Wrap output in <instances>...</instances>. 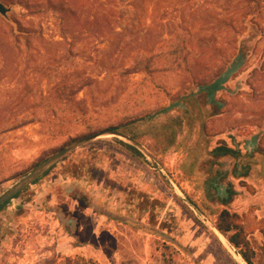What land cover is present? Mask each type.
I'll return each mask as SVG.
<instances>
[{
  "label": "rangeland",
  "instance_id": "374dc122",
  "mask_svg": "<svg viewBox=\"0 0 264 264\" xmlns=\"http://www.w3.org/2000/svg\"><path fill=\"white\" fill-rule=\"evenodd\" d=\"M0 3V196L109 128L151 158L112 136L75 148L0 209V264H242L217 230L224 210L264 264L263 6ZM72 85L82 111L55 100ZM221 146L232 153L217 162Z\"/></svg>",
  "mask_w": 264,
  "mask_h": 264
},
{
  "label": "trees",
  "instance_id": "16d2710c",
  "mask_svg": "<svg viewBox=\"0 0 264 264\" xmlns=\"http://www.w3.org/2000/svg\"><path fill=\"white\" fill-rule=\"evenodd\" d=\"M234 1V0H233ZM238 1V3H237V5L238 6H240V7H242V6H245L244 7V9H245V14H244V18L245 17H247L248 15H254L255 13H259V10H258V5L259 6H263L264 7V0H237ZM254 4L255 5H257L256 6V8H255V10L253 9V6H254ZM242 12H244V11H242ZM257 16H258V14H257ZM254 19H256V16H254ZM243 21H244V19L243 20H241V22H240V25H242V23H243ZM242 27V26H241ZM231 29H233V30H236V27H231ZM242 28L240 29V32H235V35L236 34H239V33H241L242 32ZM236 49V46H234V40H233V46H232V50L234 51ZM242 61V60H241ZM241 61H239V62H241ZM220 70V68L217 70V71H219ZM221 71V70H220ZM219 71V72H220ZM77 85H72L71 86V88L68 90V95L67 96H65V98H62L61 97V95H63L64 93H66V92H63V90H61V91H54V97H56L55 98V100L60 104V105H63L64 106V108H65V111H67V110H71L72 111V107H75V108H77L79 111H82V110H84L83 109V101H81V100H79V101H76L75 99H73L72 98V95H74V94H76V93H78L79 91L77 90V91H75V93L73 92L74 90V88L76 87ZM84 87V86H83ZM64 89L67 91V86H64ZM73 92V93H72ZM72 98V99H71ZM83 106V107H82ZM75 112V111H74ZM73 113V112H72ZM22 120H20L21 122H20V124H19V127H23V126H25L26 124H30L31 122L30 121H28V120H25V118L24 117H22L21 118ZM107 130H112V131H117V132H120V131H118L117 129H115V128H109V129H107ZM51 131H53V132H55L56 130H51ZM56 133V132H55ZM120 133H122V132H120ZM122 134H124V133H122ZM125 135V134H124ZM131 139H133V138H131ZM119 143H122L123 145H125V147H128L131 151H132V153L136 156V155H141V153L136 149V148H134V147H132V146H130V145H126L125 143H123V142H119ZM222 151V152H221ZM212 153L213 154H215V155H218V156H224V155H229V154H231L232 153V151L230 150V149H228L227 147H218V148H215L213 151H212ZM134 155H132V156H134ZM67 156V155H66ZM66 156L63 158V159H61L60 161H63L65 158H66ZM46 161V160H45ZM45 161H43V162H45ZM42 162V163H43ZM42 163H40V164H38L37 165V167L36 168H38ZM35 168V169H36ZM52 168V167H51ZM50 168V169H51ZM34 169V170H35ZM49 169V170H50ZM33 170V171H34ZM49 170H47L44 174H47L48 173V171ZM220 192V196H219V199L221 200V202H223V203H226V202H229L230 201V196H229V194L228 193H226L225 192V190L223 191V190H221V191H219ZM19 195V193L18 194H16L13 198H15V197H17ZM228 195V196H227ZM8 203V201L7 202H5L3 205H1L0 206V209L3 207V206H5L6 204ZM219 219H220V222H219V224H218V226H217V230L221 233V234H223V235H226V234H228L229 232H233L234 234H232V236H230L229 238H228V242L234 247V248H236V249H239L240 251H239V255L242 257V259H243V261L246 263V264H252V260H251V252H250V250H249V248H248V243L245 241V239H244V237L242 236V228L240 227V225L238 224V216L237 215H235V214H230L229 212H227V211H223L221 214H220V216H219ZM245 249V250H244Z\"/></svg>",
  "mask_w": 264,
  "mask_h": 264
},
{
  "label": "water",
  "instance_id": "95a60500",
  "mask_svg": "<svg viewBox=\"0 0 264 264\" xmlns=\"http://www.w3.org/2000/svg\"><path fill=\"white\" fill-rule=\"evenodd\" d=\"M5 13H6V9L0 3V14L5 15ZM103 136H112V137H117V138L123 139L124 141H126L130 145H132V147L137 148L139 152L143 153L151 161V158L145 154V152L141 149V147L133 139L129 138L128 136H126L120 132L112 131V130H103V131L95 132L93 134H89V135L84 136L82 138L73 140L64 149L60 150L54 156L48 158L38 168H36L31 174H29L25 179H23L21 182H19L13 188H11L9 191H7L5 194L0 196V206L3 205L8 200H10L11 198H13L16 194H18L20 191H22L26 186L30 185L39 176H41L43 173H45L49 168H51L54 164H56L61 159H63L66 155H68L75 148L83 146L89 142L95 141L96 139H99Z\"/></svg>",
  "mask_w": 264,
  "mask_h": 264
},
{
  "label": "crops",
  "instance_id": "0c3cea01",
  "mask_svg": "<svg viewBox=\"0 0 264 264\" xmlns=\"http://www.w3.org/2000/svg\"><path fill=\"white\" fill-rule=\"evenodd\" d=\"M218 90H220V85H219V88H218L217 90H215V91H218ZM256 148H257V146L254 145L252 139H250V140L245 144V146H244V149H246L245 151H246L248 157L251 156L252 151H254ZM228 149H229V148H228ZM213 150H214V149H213ZM213 150H212V151H213ZM212 151H211V152H212ZM218 158H219V159H217V162H220V160H221V161H225V160L227 159V155L219 156ZM242 174H244V172H243V173L240 172V175H242ZM238 175H239V173H238ZM217 189H218V190L221 189V188H220V184L217 185ZM227 196H228V195H227ZM231 196H232V195H231Z\"/></svg>",
  "mask_w": 264,
  "mask_h": 264
},
{
  "label": "bare ground",
  "instance_id": "6f19581e",
  "mask_svg": "<svg viewBox=\"0 0 264 264\" xmlns=\"http://www.w3.org/2000/svg\"><path fill=\"white\" fill-rule=\"evenodd\" d=\"M238 256H239V255H238ZM238 256H237V257H238ZM240 258H241V257H240ZM240 262H241L242 264H246L244 261H240Z\"/></svg>",
  "mask_w": 264,
  "mask_h": 264
}]
</instances>
